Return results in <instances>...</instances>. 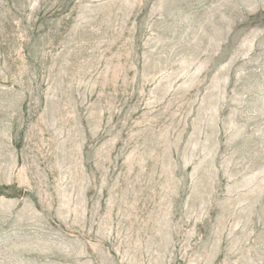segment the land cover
I'll use <instances>...</instances> for the list:
<instances>
[{"label":"rangeland","instance_id":"rangeland-1","mask_svg":"<svg viewBox=\"0 0 264 264\" xmlns=\"http://www.w3.org/2000/svg\"><path fill=\"white\" fill-rule=\"evenodd\" d=\"M0 264H264V0H0Z\"/></svg>","mask_w":264,"mask_h":264}]
</instances>
